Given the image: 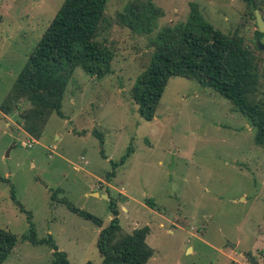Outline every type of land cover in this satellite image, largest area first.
I'll list each match as a JSON object with an SVG mask.
<instances>
[{"label": "rangeland", "instance_id": "obj_1", "mask_svg": "<svg viewBox=\"0 0 264 264\" xmlns=\"http://www.w3.org/2000/svg\"><path fill=\"white\" fill-rule=\"evenodd\" d=\"M63 1L0 0V104ZM129 1L107 0L96 33L114 50L111 72L96 78L76 67L63 117L52 113L39 139L0 111V227L17 236L1 264L51 262L49 245L22 239L30 226L70 263L100 264L96 239L111 219L110 199L122 233L149 227L146 241L155 251L146 264H249L247 253L264 264V148L254 142V127L195 79L170 77L150 121L129 93L157 31L185 22L191 3L216 29L253 48L264 45V0H151L162 15L150 33L118 21ZM128 146L133 152L108 176ZM63 198L102 226L70 211Z\"/></svg>", "mask_w": 264, "mask_h": 264}, {"label": "trees", "instance_id": "obj_2", "mask_svg": "<svg viewBox=\"0 0 264 264\" xmlns=\"http://www.w3.org/2000/svg\"><path fill=\"white\" fill-rule=\"evenodd\" d=\"M106 2L64 0L0 104V111L12 115L33 138L41 137L52 113L63 117V95L76 67L96 78L111 72L114 50L96 40ZM161 15V9L151 0H130L117 13V19L133 32L150 33ZM256 34L262 33L256 31ZM151 46L149 61L129 91L141 118L147 121L154 118L170 77L195 79L201 86L209 87L226 98L231 109L240 112L254 127V142L264 148V72L259 70L257 45L252 48L241 37L216 29L204 19L197 5L191 3L186 21L159 29ZM23 102H27L28 107L14 116ZM97 135L103 144L101 134ZM132 152L128 146L117 161L111 162L112 170L107 175L111 176ZM12 198L15 199L13 190ZM60 201L70 211L98 227L102 226L99 217L64 198ZM147 203L150 208L156 207L151 198ZM109 211L111 219L100 229L96 239V247L102 257L100 264H146L155 251L146 241L149 227L145 225L122 233L118 208L113 199L109 200ZM22 239L34 245H49L53 250L49 264H72L50 236L38 238L33 226ZM16 243L17 236L0 227V264ZM84 264L95 263L87 261Z\"/></svg>", "mask_w": 264, "mask_h": 264}, {"label": "water", "instance_id": "obj_3", "mask_svg": "<svg viewBox=\"0 0 264 264\" xmlns=\"http://www.w3.org/2000/svg\"><path fill=\"white\" fill-rule=\"evenodd\" d=\"M260 29H262V28H260ZM257 47H258V48H262V49L264 50V45L260 44L259 41L257 42ZM103 196H104V195H103ZM245 255H247V256L249 257V258H248L249 264H258V262L254 259V257L252 256L251 253H247V254H245Z\"/></svg>", "mask_w": 264, "mask_h": 264}, {"label": "crops", "instance_id": "obj_4", "mask_svg": "<svg viewBox=\"0 0 264 264\" xmlns=\"http://www.w3.org/2000/svg\"><path fill=\"white\" fill-rule=\"evenodd\" d=\"M96 194H98L97 192H95Z\"/></svg>", "mask_w": 264, "mask_h": 264}]
</instances>
